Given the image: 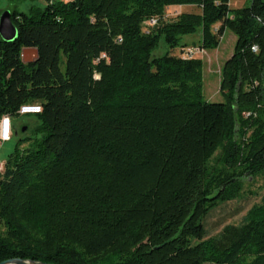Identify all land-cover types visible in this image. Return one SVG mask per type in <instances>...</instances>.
I'll return each instance as SVG.
<instances>
[{
    "label": "trees",
    "instance_id": "obj_1",
    "mask_svg": "<svg viewBox=\"0 0 264 264\" xmlns=\"http://www.w3.org/2000/svg\"><path fill=\"white\" fill-rule=\"evenodd\" d=\"M45 2L0 39V118L42 106L0 172V263L264 264V199L213 239L203 225L264 175V0ZM172 6L200 11L168 21ZM226 31L224 101L208 103L203 61L173 51L197 33L217 49Z\"/></svg>",
    "mask_w": 264,
    "mask_h": 264
},
{
    "label": "rangeland",
    "instance_id": "obj_2",
    "mask_svg": "<svg viewBox=\"0 0 264 264\" xmlns=\"http://www.w3.org/2000/svg\"><path fill=\"white\" fill-rule=\"evenodd\" d=\"M67 1V0H60ZM252 0H230V8L232 10L241 9L249 6ZM45 0H0V16L4 12L14 11L29 13L32 6L44 7ZM197 7L190 6H172L165 11V19L173 20L181 12L198 13ZM183 10V11H181ZM150 24L146 23L144 30L148 31ZM1 38V37H0ZM201 33L191 36H184L181 43L188 48L184 51L179 49L173 51V54L191 56L201 59L204 63L203 67V96L208 103H222L223 97L220 94L221 71L224 64L233 56L236 36L226 31L221 44L217 49L204 51L199 47ZM169 51L162 38L158 47L153 51L152 58L164 56ZM36 115L19 116L12 119V144L15 149L18 141L26 136H31L32 126L35 123ZM28 127V128H27ZM9 142V141H8ZM264 199V175L245 178L241 195L230 202L219 205L212 210L205 218L203 225L206 231L205 240L213 239L221 234L227 226H239L243 223L245 217L254 207L260 206ZM210 264V263H206Z\"/></svg>",
    "mask_w": 264,
    "mask_h": 264
},
{
    "label": "water",
    "instance_id": "obj_3",
    "mask_svg": "<svg viewBox=\"0 0 264 264\" xmlns=\"http://www.w3.org/2000/svg\"><path fill=\"white\" fill-rule=\"evenodd\" d=\"M156 28V26H155ZM0 37L1 40L7 43L16 41L18 31L11 19V12L7 11L0 16ZM39 58V51L37 48H26L22 51V60L24 63H32ZM0 264H46L34 261H25L22 259H9Z\"/></svg>",
    "mask_w": 264,
    "mask_h": 264
},
{
    "label": "built area",
    "instance_id": "obj_4",
    "mask_svg": "<svg viewBox=\"0 0 264 264\" xmlns=\"http://www.w3.org/2000/svg\"><path fill=\"white\" fill-rule=\"evenodd\" d=\"M155 24V21L152 22ZM256 51V48L253 49ZM42 112V106L39 104H26L23 105L18 114L19 116L37 115ZM12 138V119L9 116L0 118V141L8 142ZM4 163L0 160V172L3 171Z\"/></svg>",
    "mask_w": 264,
    "mask_h": 264
},
{
    "label": "crops",
    "instance_id": "obj_5",
    "mask_svg": "<svg viewBox=\"0 0 264 264\" xmlns=\"http://www.w3.org/2000/svg\"><path fill=\"white\" fill-rule=\"evenodd\" d=\"M190 7H193V6H190ZM181 11H183V10H181ZM199 11L200 10L198 9V12ZM0 12H3V10L2 11L0 10ZM14 150L15 149H13L12 139L9 142H1L0 141V160L5 164V162L9 158V156L14 152Z\"/></svg>",
    "mask_w": 264,
    "mask_h": 264
}]
</instances>
